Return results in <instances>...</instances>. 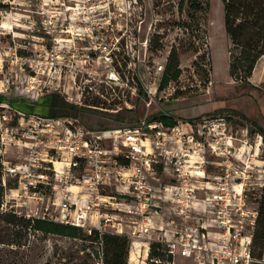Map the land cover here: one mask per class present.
Segmentation results:
<instances>
[{"label":"built area","instance_id":"1","mask_svg":"<svg viewBox=\"0 0 264 264\" xmlns=\"http://www.w3.org/2000/svg\"><path fill=\"white\" fill-rule=\"evenodd\" d=\"M23 1L35 17L34 30H43L42 41L57 43L61 35L71 41L87 38L88 49L106 55V62L123 37L113 31H121L122 15H130L137 4ZM108 31L110 43H105L100 34ZM162 71V65L155 68L154 81ZM14 112L0 115V162L1 184L15 183L8 192L17 202L8 208L17 216L54 219L88 234L93 229L125 234L133 242L148 241L155 231L160 236L152 241L161 243L171 261L179 256L199 264L254 263L264 192L259 134L251 138L246 128L231 132L225 115L89 130L68 116ZM118 188L126 190L128 201L120 199L126 194ZM50 196L59 200L54 218L46 204ZM92 216L95 226H89Z\"/></svg>","mask_w":264,"mask_h":264},{"label":"rangeland","instance_id":"2","mask_svg":"<svg viewBox=\"0 0 264 264\" xmlns=\"http://www.w3.org/2000/svg\"><path fill=\"white\" fill-rule=\"evenodd\" d=\"M23 2L0 0L3 104L16 99L31 105L29 111L45 115L43 104L55 94L58 103L76 106L65 112L89 130L135 126L160 114L192 120L221 113L228 117L231 132L246 128L251 138L259 134L264 140V56L248 79L257 90L229 77V41L221 0H197V11L192 9L196 5L190 8L185 0H137L131 14L122 15L117 26L121 31H113L123 37L107 62L99 50L88 49L87 38L71 41L61 35L63 41L57 43L42 41L43 30H34L35 17ZM109 34H100L103 42L110 43ZM172 48L178 55L180 73L175 80L167 77L169 81L159 89L164 71L155 81L153 72L159 65L164 67ZM26 88H30L28 93ZM13 109L0 108V115L13 116ZM16 202L6 191L0 211ZM58 202L51 196L46 200L52 218L58 216ZM89 226H93L91 222ZM83 245L91 253L89 262L97 264L99 246L95 243L26 232L0 219V264H74L81 261ZM132 248L136 260L127 263L145 264L144 245L130 241L129 252ZM253 258V264H264V218L257 225ZM168 264L199 263L175 256Z\"/></svg>","mask_w":264,"mask_h":264},{"label":"trees","instance_id":"3","mask_svg":"<svg viewBox=\"0 0 264 264\" xmlns=\"http://www.w3.org/2000/svg\"><path fill=\"white\" fill-rule=\"evenodd\" d=\"M183 2V0H181ZM189 7L193 10H199V4L197 0H185ZM223 6V27L225 34L229 41L228 47V73L229 77L235 82H239L241 85H248L251 91H255L258 88L251 85L248 79L250 78L256 62L264 56V0H221ZM165 68V70H164ZM164 76L159 85V89H162L170 79H176L180 73L178 55L176 50L172 48L166 58V63L163 67ZM162 71V72H163ZM139 86V84H138ZM5 102V98L0 97V104ZM10 107H13L19 112H25L28 108L24 105H14L12 100H7ZM46 109L44 116L48 117H63L68 116L65 110L76 108L74 105H64L58 103V98L55 94H51L48 97V104H43ZM221 113H217L220 115ZM43 115V114H40ZM162 120L166 125H172L174 123L173 118L160 114L151 118V120ZM1 162H0V209L2 208V199L5 196L6 191L15 188V183L10 180L6 183V188L1 184ZM118 196V195H117ZM120 197V196H118ZM2 213L0 211V219L5 225L16 226L26 232H40L44 234H52L58 236L69 237L72 239H78L90 241L99 246L97 253V264H128L136 260L135 250L130 249V240L125 235H117L111 233H99L93 229L90 234L83 231L80 228L62 224L60 222H53L50 220L41 219H24L17 216L13 210L6 209ZM264 218V192L261 194L258 207V219ZM257 225L253 237L252 244V257H253V245L257 238ZM82 231L84 234H82ZM82 252L81 261L74 264H92L89 262L91 259V253L86 252V247L80 250ZM146 248H144V253ZM129 255V258H128ZM170 263L166 257L165 251L161 243L151 241L147 244V255L145 264H168Z\"/></svg>","mask_w":264,"mask_h":264},{"label":"crops","instance_id":"4","mask_svg":"<svg viewBox=\"0 0 264 264\" xmlns=\"http://www.w3.org/2000/svg\"><path fill=\"white\" fill-rule=\"evenodd\" d=\"M16 99H14L13 100V103H14V105L16 104V106H19V105H24V106H26L27 108L30 106L31 107V105H28V104H19V103H17V100L15 101ZM30 107L28 108V111H25L24 113H27V114H36V113H34L33 111H29L30 110ZM31 108H33V107H31ZM211 112H213V111H211ZM210 113V112H209ZM168 116H170V117H172V118H177V117H175V116H173L172 114H169ZM189 118H193V117H188L187 119H184V118H182L183 120H188ZM119 192H124L126 195H125V197H122V198H120V199H122V200H125V201H128L129 200V197H128V195H127V192H126V190L124 189H120V188H118L117 189ZM89 222H91L92 223V225H93V216L92 217H90V219H89ZM124 225V230L126 231V229H127V225L124 223L123 224ZM93 226H95V225H93ZM165 228L166 229H168V227L167 226H165ZM158 236H160V234L159 233H157V232H155V231H151L150 233H149V237H148V241L147 242H138V243H140V244H143L144 245V247L146 248V251H147V244L150 242V241H152V240H155Z\"/></svg>","mask_w":264,"mask_h":264},{"label":"water","instance_id":"5","mask_svg":"<svg viewBox=\"0 0 264 264\" xmlns=\"http://www.w3.org/2000/svg\"><path fill=\"white\" fill-rule=\"evenodd\" d=\"M169 262H171V259L169 258Z\"/></svg>","mask_w":264,"mask_h":264}]
</instances>
